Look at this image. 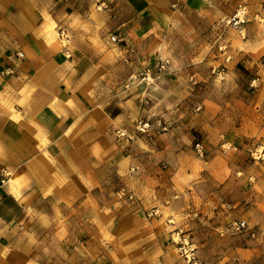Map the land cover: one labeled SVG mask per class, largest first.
<instances>
[{"label":"rangeland","instance_id":"obj_1","mask_svg":"<svg viewBox=\"0 0 264 264\" xmlns=\"http://www.w3.org/2000/svg\"><path fill=\"white\" fill-rule=\"evenodd\" d=\"M194 1L143 29L135 71L110 82L113 104L126 99L117 157L79 161L72 208L24 225L12 264H264V0H245L239 28L242 0Z\"/></svg>","mask_w":264,"mask_h":264},{"label":"crops","instance_id":"obj_2","mask_svg":"<svg viewBox=\"0 0 264 264\" xmlns=\"http://www.w3.org/2000/svg\"><path fill=\"white\" fill-rule=\"evenodd\" d=\"M80 1L0 0V264H12L29 221L46 227L72 208L88 178L79 161L107 170L117 157L126 99L113 104L110 82L132 57L138 64L143 29L167 16V30L180 10L203 9L194 0H104L94 17Z\"/></svg>","mask_w":264,"mask_h":264},{"label":"built area","instance_id":"obj_3","mask_svg":"<svg viewBox=\"0 0 264 264\" xmlns=\"http://www.w3.org/2000/svg\"><path fill=\"white\" fill-rule=\"evenodd\" d=\"M244 2H245V0H242L241 4H239L236 12H234L227 19V23L230 24L231 27H233V28H239L241 26V24L245 21V18L244 17H245V14H246V6H245ZM102 5H104V3L103 2H100L98 7L101 8ZM111 40L112 41H115V42L122 41L121 38L119 36H117V35H112L111 36ZM17 55L18 56H21V53L18 52ZM148 72H150V69L149 68L147 69V71H146L145 74L146 75H149ZM240 226H243V223L242 222L239 224L238 227H240Z\"/></svg>","mask_w":264,"mask_h":264},{"label":"bare ground","instance_id":"obj_4","mask_svg":"<svg viewBox=\"0 0 264 264\" xmlns=\"http://www.w3.org/2000/svg\"><path fill=\"white\" fill-rule=\"evenodd\" d=\"M157 82V81H156ZM12 182V181H11ZM12 185V184H11ZM14 186V185H13Z\"/></svg>","mask_w":264,"mask_h":264}]
</instances>
